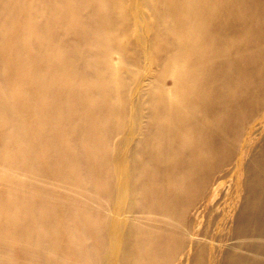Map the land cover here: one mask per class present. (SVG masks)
<instances>
[{"label": "bare ground", "instance_id": "6f19581e", "mask_svg": "<svg viewBox=\"0 0 264 264\" xmlns=\"http://www.w3.org/2000/svg\"><path fill=\"white\" fill-rule=\"evenodd\" d=\"M0 264H264V0H0Z\"/></svg>", "mask_w": 264, "mask_h": 264}, {"label": "rangeland", "instance_id": "374dc122", "mask_svg": "<svg viewBox=\"0 0 264 264\" xmlns=\"http://www.w3.org/2000/svg\"><path fill=\"white\" fill-rule=\"evenodd\" d=\"M231 191H233V192H234V188H232V189H231ZM231 191H230V192H231ZM233 192H231V195H233ZM229 196H230V195H229Z\"/></svg>", "mask_w": 264, "mask_h": 264}]
</instances>
